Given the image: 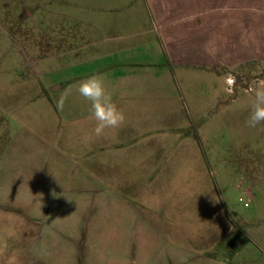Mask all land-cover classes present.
<instances>
[{
  "label": "crops",
  "instance_id": "1",
  "mask_svg": "<svg viewBox=\"0 0 264 264\" xmlns=\"http://www.w3.org/2000/svg\"><path fill=\"white\" fill-rule=\"evenodd\" d=\"M143 2L147 33L154 40L124 47L110 72L100 70L107 77L113 102L126 118L119 128L106 129L101 136L94 134L90 102L73 87L84 80L81 77L66 75L50 92L52 83L43 69L49 72L56 57L80 51L68 45L70 28L54 31L47 43L53 54L42 53L35 60L41 92L33 101L49 102L43 112L47 120L37 133L31 128L26 131L31 139H9L11 144L17 141L16 147L31 140L30 152L0 156V191L26 193L8 202L0 200V213L7 216L3 222L6 240L16 242V264H46L44 256L53 252L59 256L63 250L73 255L70 264H186L194 251L184 248V235H192L191 244L185 247H195L192 239L196 237L197 247L204 249L194 253L196 261L208 262L213 259L210 249L220 247L231 236L225 217L200 197L182 205L180 213L171 211L163 195L167 191L165 172L160 167L157 170V165L165 161L170 145L177 141L181 147L186 144L187 152L171 157L194 155L188 153L190 136L183 134L188 128L184 106L172 87L177 74L201 73L231 80L232 71L264 64V0ZM119 41L124 45L126 38ZM65 94L61 110L57 102ZM22 107L17 117L28 124L25 121L32 111ZM136 160L143 166V184L139 185L129 178L134 176ZM6 176L11 177L8 183ZM87 192L102 194L89 199ZM191 206L210 208L211 215L183 218L185 208ZM105 219L112 222L111 250L102 242ZM188 222L192 227L185 231L182 225ZM168 241L177 243L174 250H169Z\"/></svg>",
  "mask_w": 264,
  "mask_h": 264
},
{
  "label": "rangeland",
  "instance_id": "2",
  "mask_svg": "<svg viewBox=\"0 0 264 264\" xmlns=\"http://www.w3.org/2000/svg\"><path fill=\"white\" fill-rule=\"evenodd\" d=\"M68 28L72 35L68 45L80 51L56 57L49 72L44 71L48 68L43 69L45 78L52 83L51 93L66 75L87 79L103 73L101 68L110 72L124 47L154 40L147 33L149 21L143 0H0V156L5 152L31 151V140L16 147L17 141L11 144L9 139H31L26 131L31 128L37 133L41 123L46 122L43 112L50 106L49 102L33 101L41 92V85L36 82L35 60L45 53L53 54L48 49V38L54 31ZM122 37L128 46L121 44ZM155 51L153 46V56ZM231 74L234 81L231 84L229 79H214L201 73L177 74L172 82L187 116L188 128L183 134L191 139L188 153L194 155L193 158H172V154L186 151V144L181 147L177 141L170 145L165 161H158L156 168L165 172L163 185L167 191L163 195L170 210L178 213L182 205L198 197L212 203L217 214L231 225L232 232L220 247L210 249L213 259L208 262L196 261L194 253L204 249L197 247L196 237L192 239L195 247H185L191 244L192 235H184V248L194 251L186 264H264V122L255 128L246 125L254 104V92L247 90L264 80V64ZM21 106L24 111L27 107L32 111L25 121L28 124L21 121V116L17 117ZM132 168L134 176H129L130 180L134 179L136 185L143 184V166L136 160ZM10 178L6 176V183ZM25 194L0 191V200L8 202ZM85 194L89 199H96L102 193ZM185 211L188 213L183 216L185 219L196 218L197 213H202L204 218L211 215L210 208L203 206H191ZM6 219L0 213V233H3L0 234V264H16V242L6 240L8 234L3 225ZM209 221V218L205 221L206 227ZM111 223L107 219L102 222L106 250L112 249ZM182 227L186 231L192 224L184 223ZM176 245L168 241L169 250H174ZM27 256L30 255L24 258ZM43 258L46 264H70L73 255L63 250L59 256L53 252Z\"/></svg>",
  "mask_w": 264,
  "mask_h": 264
},
{
  "label": "clouds",
  "instance_id": "3",
  "mask_svg": "<svg viewBox=\"0 0 264 264\" xmlns=\"http://www.w3.org/2000/svg\"><path fill=\"white\" fill-rule=\"evenodd\" d=\"M107 77L105 74H93L87 79L81 80L73 87L79 95L90 102V117L95 121L93 132L96 136L104 134L106 129H117L125 122L124 113L113 102L112 94L106 88ZM254 92V104L246 125L255 128L264 122V80L256 82ZM67 94L60 97L57 107L63 110Z\"/></svg>",
  "mask_w": 264,
  "mask_h": 264
},
{
  "label": "bare ground",
  "instance_id": "4",
  "mask_svg": "<svg viewBox=\"0 0 264 264\" xmlns=\"http://www.w3.org/2000/svg\"><path fill=\"white\" fill-rule=\"evenodd\" d=\"M233 82H234V81H233L232 79H231V80L229 79V83H230V84L233 83Z\"/></svg>",
  "mask_w": 264,
  "mask_h": 264
},
{
  "label": "built area",
  "instance_id": "5",
  "mask_svg": "<svg viewBox=\"0 0 264 264\" xmlns=\"http://www.w3.org/2000/svg\"><path fill=\"white\" fill-rule=\"evenodd\" d=\"M228 82H229V80H228ZM250 89H252V88H251V87H249L247 91H251Z\"/></svg>",
  "mask_w": 264,
  "mask_h": 264
}]
</instances>
